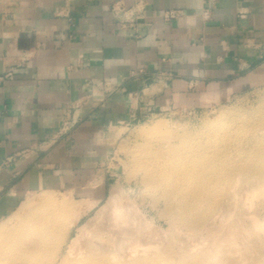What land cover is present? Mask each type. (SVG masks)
<instances>
[{
	"label": "crops",
	"instance_id": "0c3cea01",
	"mask_svg": "<svg viewBox=\"0 0 264 264\" xmlns=\"http://www.w3.org/2000/svg\"><path fill=\"white\" fill-rule=\"evenodd\" d=\"M259 81L264 0H0V215L47 188L101 201L109 125Z\"/></svg>",
	"mask_w": 264,
	"mask_h": 264
},
{
	"label": "rangeland",
	"instance_id": "374dc122",
	"mask_svg": "<svg viewBox=\"0 0 264 264\" xmlns=\"http://www.w3.org/2000/svg\"><path fill=\"white\" fill-rule=\"evenodd\" d=\"M157 121L167 125L159 133ZM97 143L109 148L98 168L105 197L87 212L95 195L47 188L21 196L0 215V244L30 233V257L0 264H264V186L254 177L264 166V81L216 104L111 124ZM200 162L214 173L205 192L175 176L174 167ZM49 197L57 205H43ZM114 197L131 208L126 224L107 207ZM58 213L59 222L49 220ZM94 234L104 243L88 245Z\"/></svg>",
	"mask_w": 264,
	"mask_h": 264
},
{
	"label": "bare ground",
	"instance_id": "6f19581e",
	"mask_svg": "<svg viewBox=\"0 0 264 264\" xmlns=\"http://www.w3.org/2000/svg\"><path fill=\"white\" fill-rule=\"evenodd\" d=\"M164 125H165V123H163L162 121H157L156 125L154 126L157 129L153 132L159 133L160 131L164 130L163 129ZM165 126H167V125H165ZM150 134H152V131L149 132L148 130H145V129H140L138 131L139 136H149ZM203 165H204V163L200 162L199 164H190L186 168L174 167L175 168V174H177L175 176H178L179 179H182L184 182H187V183H191L192 180H195V183L198 181V185H196L195 183H191V186H193V188H192L193 191L205 192V190L207 189V185L214 178V175H213L214 173L211 172V170L209 168H204L205 173H202L203 168H199V167H202ZM196 168L198 170H196ZM254 177L258 180L260 186H264V166L261 170L256 171V173L254 174ZM210 184H212V183H210ZM263 189H264V187H263ZM71 200H70V198L65 199V202H63L61 205L66 206V205H68V203ZM90 202H91V205L89 207H87V209H88L87 212H89L90 210L95 208L98 204L97 201L96 202L90 201ZM42 203H43V205H52V206L57 205V203L54 200H52L51 197L45 198L44 200H42ZM110 206H112L113 211H111V212H112L114 219L117 223H119V221L124 222V223L125 222L127 223L129 221L128 212L130 211L131 208L128 210L122 208L121 205L118 204V200L115 199V197L112 198V200H110V202L108 200L107 207L109 208ZM107 211H109V210H107ZM62 218H63V214H61V213L50 214V216H49V220L53 219L56 222H59ZM32 219L34 220L35 218H32ZM130 221H131V219H130ZM76 223L77 222H72V221L69 222V224H68L69 229L73 228ZM29 226L30 225H28V227ZM0 228H1L0 233H2L4 231L3 229H5L7 227H5L3 225ZM108 229H109V227H108ZM27 230L29 231V229H27ZM127 230H129V229H127ZM127 230L123 229V232H122L123 236L126 235L125 233L127 232ZM128 234L129 233H127V235ZM79 236H80V232L76 231V237H74L72 239V243L74 242L75 239L78 242L80 239ZM31 238L32 237H31L30 233H28V234L23 233V234H20L18 237L13 236V237L9 238L8 241H5V242L0 244V257L8 258V257H10L11 254H15L16 258L18 257L20 260L21 259H28L30 257L28 255L29 254L28 249L31 246V243H29V240ZM123 238H126V237H123ZM138 239H140V238L137 237L136 240H138ZM131 240H132V238H131ZM94 241H99L101 243H104V241L101 239V236L98 234H94L91 237H89L88 245L90 243H94ZM137 242H139V241H137ZM129 255L131 256V254H129ZM54 262H55V260H53V264H54Z\"/></svg>",
	"mask_w": 264,
	"mask_h": 264
},
{
	"label": "built area",
	"instance_id": "2783aa9c",
	"mask_svg": "<svg viewBox=\"0 0 264 264\" xmlns=\"http://www.w3.org/2000/svg\"><path fill=\"white\" fill-rule=\"evenodd\" d=\"M181 12L180 11H166L163 14V19L167 22H171L173 20H176L177 18L180 17ZM169 112V110H162V109H156V108H149L147 110V114L140 119L141 120H145L147 118H149L150 116L154 115V114H161V113H166Z\"/></svg>",
	"mask_w": 264,
	"mask_h": 264
}]
</instances>
